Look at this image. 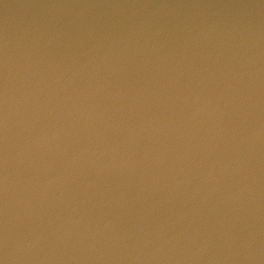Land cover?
I'll list each match as a JSON object with an SVG mask.
<instances>
[{"label":"water","instance_id":"95a60500","mask_svg":"<svg viewBox=\"0 0 264 264\" xmlns=\"http://www.w3.org/2000/svg\"><path fill=\"white\" fill-rule=\"evenodd\" d=\"M0 264H264V0H0Z\"/></svg>","mask_w":264,"mask_h":264}]
</instances>
